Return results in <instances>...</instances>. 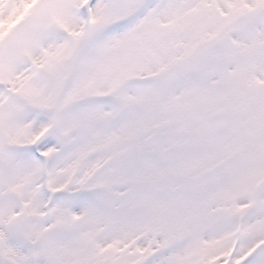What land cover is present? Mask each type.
Here are the masks:
<instances>
[{
	"label": "snow or ice",
	"instance_id": "1",
	"mask_svg": "<svg viewBox=\"0 0 264 264\" xmlns=\"http://www.w3.org/2000/svg\"><path fill=\"white\" fill-rule=\"evenodd\" d=\"M0 264H264V0H0Z\"/></svg>",
	"mask_w": 264,
	"mask_h": 264
}]
</instances>
